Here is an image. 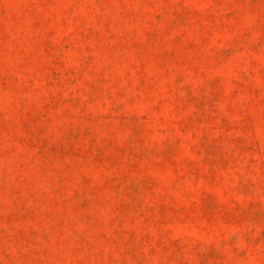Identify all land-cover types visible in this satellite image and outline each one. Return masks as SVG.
I'll list each match as a JSON object with an SVG mask.
<instances>
[{
	"label": "rangeland",
	"instance_id": "obj_1",
	"mask_svg": "<svg viewBox=\"0 0 264 264\" xmlns=\"http://www.w3.org/2000/svg\"><path fill=\"white\" fill-rule=\"evenodd\" d=\"M0 264H264V0H0Z\"/></svg>",
	"mask_w": 264,
	"mask_h": 264
}]
</instances>
